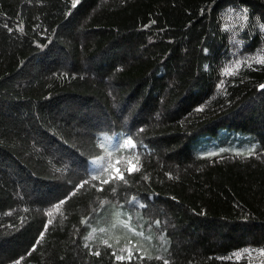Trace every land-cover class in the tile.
Here are the masks:
<instances>
[{
	"label": "trees",
	"instance_id": "obj_1",
	"mask_svg": "<svg viewBox=\"0 0 264 264\" xmlns=\"http://www.w3.org/2000/svg\"><path fill=\"white\" fill-rule=\"evenodd\" d=\"M262 58L264 0H0V264H264Z\"/></svg>",
	"mask_w": 264,
	"mask_h": 264
},
{
	"label": "rangeland",
	"instance_id": "obj_2",
	"mask_svg": "<svg viewBox=\"0 0 264 264\" xmlns=\"http://www.w3.org/2000/svg\"><path fill=\"white\" fill-rule=\"evenodd\" d=\"M132 143H127V147L129 149H133L135 151V143L133 140H131ZM240 141V135L235 133L234 131L230 130L228 127L222 128L214 135H202L198 137L197 140L193 141L191 145L194 147H199L201 149L205 148H212L214 147V150H223L225 148H234V147H252L253 142L248 141L242 146H238V143ZM251 142V143H249ZM95 233H93L90 236V239H93Z\"/></svg>",
	"mask_w": 264,
	"mask_h": 264
},
{
	"label": "snow or ice",
	"instance_id": "obj_3",
	"mask_svg": "<svg viewBox=\"0 0 264 264\" xmlns=\"http://www.w3.org/2000/svg\"><path fill=\"white\" fill-rule=\"evenodd\" d=\"M78 3H80V0H73V7H75ZM243 11H244L245 13H247L248 10H247V9H244ZM244 19L247 20V15L244 16ZM21 31H23V29H21ZM205 51H208V50L206 49ZM259 63L264 64V58H262V59L259 61ZM259 88H260V89H264V84H260V85H259ZM198 110H202V108H201V109H198ZM125 143H129V144H131V143H132L131 138H129V140L126 141ZM127 171H128L129 173L136 171V165L131 164V165L128 167ZM115 174H116V176H117L120 180H123V179H124L123 171H122L119 167L116 168V170H115ZM112 178H113V177H111V176L109 177V179H112ZM103 182H104V183H108V180H104ZM60 203H64V201H63V200H60ZM49 223H51V221H50ZM41 235H43V233H41ZM260 251H261L262 254H264V249H261ZM128 252H129V254H128L127 259H132L133 253H132L131 249H129ZM97 254H98V253H97ZM157 258H159V257H157ZM116 259H117V260H123V259H125V257H124V256H116ZM141 259H143V258L141 257ZM164 264H168V261L165 260V261H164Z\"/></svg>",
	"mask_w": 264,
	"mask_h": 264
}]
</instances>
